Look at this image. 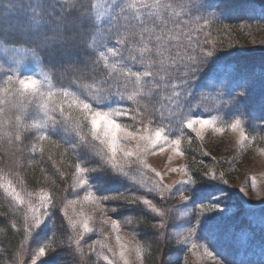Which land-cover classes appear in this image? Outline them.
I'll list each match as a JSON object with an SVG mask.
<instances>
[{
  "label": "rangeland",
  "instance_id": "obj_1",
  "mask_svg": "<svg viewBox=\"0 0 264 264\" xmlns=\"http://www.w3.org/2000/svg\"><path fill=\"white\" fill-rule=\"evenodd\" d=\"M214 1L218 0L193 1L191 4L187 0H165L173 7L163 13L161 18L156 19L155 24L143 9L141 19L135 23L141 25L142 20L148 27L155 28L157 34L163 30L165 39L171 40L170 47L174 49L176 45L183 46L188 43L187 33L190 30L193 42L203 40V44L205 40L209 41L205 49L213 52L209 63L215 68L212 69L215 73L224 74L222 79L230 76L226 72L230 65L224 63V60L237 58V61L246 62L249 72L236 76L233 82L231 81L221 90L225 93L224 96L246 92L242 97L243 100L251 94L255 86L264 85V72L260 71L264 68V0H235L239 1L240 5H235V8L227 7L226 11L229 10L232 14L223 20L225 25L220 26L221 32L211 30L208 26L209 21L204 20L206 12H209V4ZM108 2L111 3L112 0ZM224 3L225 0H221L220 4L218 1V9ZM225 9L226 7H222L223 11ZM115 14L112 12L104 17L105 26L115 23L111 20V16ZM203 28L207 34L200 39L204 32ZM108 46L117 49L121 47L115 43V40L110 41ZM91 49L97 55L98 51H105L103 48L98 51ZM119 59V51L116 56L109 54L110 63H115ZM203 68L209 66L201 65V73L208 71ZM133 70L143 69L133 65ZM231 71L232 69L228 72ZM8 76L14 79L34 76L41 80L47 77L46 85L50 81L33 50L0 44V89L7 87L5 81ZM203 77L202 74L197 75L190 82L192 100L190 101L187 96L184 97L187 105L183 106L180 123L178 119L170 125L169 135L172 139L180 138L182 154H177L165 146L164 152L157 149L140 158L146 163L147 168L143 167L135 156L130 159L123 158L121 163L124 164L125 170L132 168L128 177L120 176L106 166L78 177L75 164L83 160V166L86 168L95 167L101 158L100 152L103 146L97 141L94 152L86 148L80 149V160L77 159V153L66 151L73 157L74 165L70 188L61 206L62 217L68 226V231L62 238L63 245L60 244L61 241H57L59 232L55 233L52 230L50 213L47 218L41 216V220H46V223H42L31 234L25 233V221L34 223L29 204L31 203L33 207L39 206V193L46 191L43 187L35 193H20L16 190L23 203L15 200L10 190L7 192L4 190L7 197L1 192L4 202H9L10 210L14 211V214H11L15 219L14 231L15 229L18 231L20 240L17 250L9 255L3 253L0 247L2 254L0 264H32L33 257L41 246L45 247L46 255L38 257L37 264H79L81 259L84 264H108L103 259L105 255L112 259L114 264H123L119 258L121 245L125 246V256L130 264H146L150 255L148 249L151 247L154 250L157 247L162 253V255L159 253L163 260L162 264H264V131L258 127V122L264 120V97L257 104L241 105L239 101L228 107L223 100L224 96H218L215 91L208 93L209 91L206 92L201 88V81H206V77ZM92 87H106V85L100 83ZM69 89L77 94L82 92L78 86ZM44 90L55 91L52 85L51 89L45 87ZM134 90L132 85L128 86L129 93ZM144 91L145 95L140 97L142 108L146 107L148 111L155 110L157 115H161V112L169 115L178 111L172 100L174 90L170 86L153 89L151 92L145 88ZM196 97L204 100L201 102L196 100ZM56 102H59V97L56 98ZM0 108L3 109L0 112V140L1 138L12 140L17 132L21 135L20 141L13 139L16 146H12L14 149H26V153L38 154V149L40 152L52 141L64 144V140L66 143H74L75 139H78L74 132H65L60 123L54 129L50 123L44 130L34 127L43 121L44 113L39 103L33 100H22L13 94L0 104ZM54 115L58 121L62 119L59 112ZM197 117L214 119L215 127L223 128L224 131L217 132L215 128H206L202 135L197 137L183 124V121ZM235 120L241 121L245 133L244 139H241L239 130L232 131L229 127ZM124 123L131 125L133 121L125 119ZM162 124L169 127L163 121ZM155 126L150 125V127ZM84 131L87 132V129ZM42 134L48 135L50 139L41 141L39 136ZM62 137L64 140L61 139ZM122 143L126 150L135 148V141ZM63 147L66 148V145ZM186 150L189 154L192 151L194 155L186 156ZM89 156L92 158L88 159ZM191 162L197 164L198 168L195 165L194 167L200 172L196 177L189 169ZM155 172L161 175L157 177ZM1 174L4 172H0V177ZM190 177L192 180L194 178L192 184L179 183ZM79 179H85L87 183L80 185ZM155 184L160 186L163 196L156 192L149 194L148 198L155 197L153 203L161 210H168L163 218L152 213L143 204L128 205L122 200L107 202L101 200L97 203L95 200L84 199L89 191L97 198L124 193L130 199L131 195H144ZM165 186H171V189ZM182 197L189 199L183 201ZM217 197L220 199L217 200ZM217 202L220 204V210L210 212ZM113 208L116 209L115 212L112 211ZM127 213L138 214L137 216L143 218L149 225L144 224L146 227L140 228ZM206 215L208 219L201 228L197 224V219ZM84 217L89 218V228L93 229L90 233L83 231L81 221ZM110 218L117 219L122 224L118 232L112 230ZM105 220L109 222L104 223ZM125 220L130 221L129 226H123ZM161 220L163 227H152ZM190 229H192L191 233ZM77 233H82L79 248L75 240ZM117 235L120 236L119 242L116 239ZM207 236H211L212 239L209 241L198 238ZM153 239L155 240L152 241ZM152 242L155 243V247L151 246L154 244ZM134 246L140 247L138 256L129 251Z\"/></svg>",
  "mask_w": 264,
  "mask_h": 264
},
{
  "label": "snow or ice",
  "instance_id": "obj_2",
  "mask_svg": "<svg viewBox=\"0 0 264 264\" xmlns=\"http://www.w3.org/2000/svg\"><path fill=\"white\" fill-rule=\"evenodd\" d=\"M66 6L68 9H72L73 7L78 8L79 4L77 0H66ZM172 7L173 5L166 3L165 0H112L111 3L108 0H89L91 17L88 23L93 35L91 42L80 41V43H86L89 48L96 49V51L101 48L105 49V51H98V55L90 61L88 66L77 70L72 77L73 82L82 90L81 94H77L67 87L45 92V87L51 89L50 81H48L47 85L45 84L47 77L41 80L36 79L34 76L16 77L15 79L12 76H8L5 81L7 87L0 89V104H3L6 98L11 97L13 94L22 100H33L39 103V107L44 113V119L34 125V127L44 130L48 128L50 123L54 129L60 123L65 132H74L75 137L78 138L75 139L74 143H66L63 137L61 139L64 140V144H60L59 141H53V143L60 147L66 145V151L77 153L78 160H80V149L86 148L90 152H94L96 149L95 142L98 141L103 146L100 152V160L95 164V167L90 169L83 166V160L76 163L75 170L78 177L105 166L120 174V176L128 177L132 168L125 170L124 164L121 163L123 158L130 159L135 156L136 160L147 168L146 163L140 158L157 149L160 152H164L165 146L177 154H182L180 138L172 139L169 135L170 125L180 119L183 106L187 102L184 97L187 96L188 99H191L192 93L189 90V85L197 75H203L201 73V65L211 67L209 60L213 57V52L205 50L209 41L205 40L203 44L199 40L193 42L191 30L187 33L188 43L183 46L176 45L174 49L170 47L171 40L165 39L163 30H161L160 34H157L155 28L148 27L142 20L141 25L135 23V21L141 19L142 9L148 13V17L155 24L156 19L161 18L163 13ZM112 12L116 13L111 16V20L115 21V23H109L105 26L103 23L104 17ZM71 27V22L64 26V30L69 33V36L71 35ZM77 28L83 31L84 22H79ZM113 40H115L117 45L121 46L119 49L108 46L109 42ZM197 49H199V52H197ZM118 51L120 59L115 63H110L109 54L116 56ZM133 65L143 70H133ZM89 76L99 77L101 83L106 85V87L94 88L91 85L84 84L83 80L89 78ZM215 83L219 86L221 81L217 79ZM129 85H132L135 89L130 93L128 91ZM168 86L174 90L172 100L178 111L169 114L167 117L169 127H166L162 124L163 114L157 115L155 110L148 111L146 107L142 108L140 106V97L145 95V88H148V91L151 92L153 89ZM177 88L180 90L176 91L175 89ZM224 94L217 87V95L223 97ZM244 95H246V92L231 95L230 99L225 101V103H238L239 98ZM57 97H59L58 103L56 102ZM2 111L3 109L0 108V112ZM57 112L62 118L59 121L54 115ZM125 119H131L133 123L128 125L124 123ZM17 121L19 123V118H17ZM183 124L187 129H191L197 137L201 136L206 128H215L217 132L224 131L223 128L215 127L214 119L209 120L197 117L195 119H187L183 121ZM150 125L156 126L150 127ZM229 127L232 131L239 130L241 139L245 138L244 128L240 120H235ZM258 127L264 131V120L258 122ZM85 129H87V132L84 131ZM14 139L15 141L21 140L19 132H17ZM39 139L44 141L49 140L50 137L42 134ZM130 141H135V148L129 151L125 149L122 142ZM87 158L91 159L92 157L89 156ZM152 171H155V169H152ZM155 175L159 177L161 173L155 172ZM78 183L85 185L87 181L79 179ZM179 183L184 185L192 184L193 180L190 177L188 180L180 181ZM165 187L171 189V186ZM0 188H4L6 192L10 190L13 198L23 203L11 182H9L7 187L0 183ZM156 192L163 196V191L158 184L149 188L144 195H131L130 199L124 193L97 198L91 191L85 195L84 199L95 200L97 203L101 200L104 202L122 200L128 205L143 204L152 213L163 218L167 215L168 210H161L154 204L153 199L155 197L153 199L148 198L149 194ZM188 199V197H182L183 201H188ZM216 199L219 200L220 197ZM55 207L56 205L51 195L46 191H41L39 193V206L33 207L31 203L29 204L34 223L25 221V233L31 234L42 223H46V220H41V216L47 218L49 210L55 209ZM219 210L220 204L217 202L210 209V212ZM112 211L115 212L116 209L113 208ZM52 215H55V212H52ZM81 216H83V213H81ZM207 219V215L203 218H198L197 224L202 228ZM108 222V220L104 221V223ZM139 223L140 221H137V226H139ZM81 224L85 233L93 231V229L89 228L88 217H84ZM110 224L114 232H118L122 227V224L114 218H110ZM129 224L130 221L125 220L123 222V226H129ZM73 226H76L74 222ZM163 226V220L159 224L152 225L153 228ZM191 231L192 229L189 230L190 233ZM81 235L82 233H77L75 238L78 248L81 243ZM198 238L209 241L212 239L211 236ZM116 239L119 242L120 236L117 235ZM120 247V260L123 261V264H130L129 259L125 256V246L121 245ZM109 251L112 250L109 249ZM129 251L134 252L138 256L140 247L134 246ZM45 255V247H39L33 257L32 264H37V258ZM103 259L108 264H114V261L106 255ZM79 264H84L83 259H81Z\"/></svg>",
  "mask_w": 264,
  "mask_h": 264
},
{
  "label": "trees",
  "instance_id": "obj_3",
  "mask_svg": "<svg viewBox=\"0 0 264 264\" xmlns=\"http://www.w3.org/2000/svg\"><path fill=\"white\" fill-rule=\"evenodd\" d=\"M193 1L203 0H187L190 4ZM218 1L220 4L221 0ZM218 1L209 4V12H206L207 15L205 14L204 20L207 19L209 21L208 26L211 27V30L221 32L222 28L220 26L225 25L223 24V20L232 14L229 10L226 11L227 7L235 8L234 6L240 5V3L235 0H225V3L221 4V8L218 9ZM77 2L79 4L78 8L73 7L72 9H68L66 0H0V44L9 47H25L33 50L40 59L41 67L48 75L51 85L55 90L62 87L70 88L78 86L72 79L75 72L86 68L97 55L86 43H80V41L90 42L93 35V31L88 23L91 17L89 0H77ZM222 7H226V9L223 11ZM81 21L84 22L83 31L77 28V24ZM69 22L72 24L70 36L64 30V26ZM202 31L204 32L200 39L204 38V35L207 34L204 28ZM199 41L202 44L203 40ZM237 60V58L224 60V63L230 65L229 70L232 69L231 72H228L229 70L226 71L227 75H230L226 79H222L224 74L215 73L212 70L215 69L213 66L210 69L205 68L209 73L208 71L203 73L202 76H204L203 78L206 77V81H201V88L206 92L209 91L208 93L217 92V87L221 91L231 81L233 82L236 76L246 71L249 72L246 62L242 63ZM260 71L264 72V68ZM217 79L221 81L219 86L215 83ZM237 81L240 82V80ZM83 83L94 86L100 84L101 81L99 77L89 76V78L83 80ZM233 91L231 92L233 93ZM229 97L224 96L223 100L228 101ZM242 97L239 98L241 105H248L249 103L257 104L264 97V85L255 86L251 94L245 97L246 99L242 100ZM196 100L202 102L204 99L196 97ZM232 104L234 103H227V106L230 107ZM184 105H187V103ZM227 106L226 108H228ZM160 114H163L164 117L162 121L169 125L167 119L169 115L163 112ZM180 119L178 123H180ZM13 139L1 138L0 140V168L4 172V174H1L2 180L0 183H4L6 187L11 182L12 186L20 193H35L43 187L51 195L56 205L55 209L49 210V213L52 218V230L55 233L59 232L57 241H61L60 244L63 245L62 238L65 232L68 231V226L62 217L61 206L64 203V198L71 184L70 177L72 166L74 165L73 157L70 156V153H66V148L57 146L53 141L45 145L44 149L40 152L38 149V154L26 153V149H21L23 150L21 151L12 147H16ZM19 144L17 143V145ZM185 153L188 157L194 155L192 151L190 152L191 155L187 150ZM194 165L197 167V164L191 162L189 169L194 173L193 176L196 177L200 172L197 170L198 167L195 168ZM197 185H199L198 182ZM1 192L6 194L4 188H1L0 247L3 253L9 255L17 250L20 235L16 229L14 231L16 227L15 219L14 215H11L14 214V211L10 210L9 202H4ZM52 212H55V215H52ZM127 214L130 217L132 216L131 218L135 224H137V221H140V228L146 227L144 224L149 225L143 218H139L138 214ZM151 246L155 247L156 245L154 243ZM148 250L150 251V255L146 264H162L163 260L160 258V255H162L160 250L157 247L156 250L152 247Z\"/></svg>",
  "mask_w": 264,
  "mask_h": 264
}]
</instances>
